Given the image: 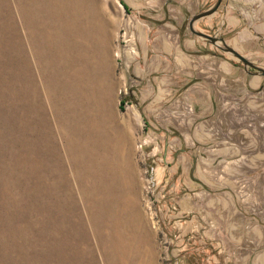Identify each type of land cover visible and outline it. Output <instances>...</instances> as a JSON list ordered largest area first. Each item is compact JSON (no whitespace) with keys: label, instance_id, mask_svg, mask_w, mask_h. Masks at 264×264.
<instances>
[{"label":"rangeland","instance_id":"obj_1","mask_svg":"<svg viewBox=\"0 0 264 264\" xmlns=\"http://www.w3.org/2000/svg\"><path fill=\"white\" fill-rule=\"evenodd\" d=\"M38 1L0 0V264H262L264 75L189 29L216 0ZM195 28L264 67V0Z\"/></svg>","mask_w":264,"mask_h":264},{"label":"water","instance_id":"obj_2","mask_svg":"<svg viewBox=\"0 0 264 264\" xmlns=\"http://www.w3.org/2000/svg\"><path fill=\"white\" fill-rule=\"evenodd\" d=\"M221 0H216L214 4L209 6L206 9L200 10L192 14V16L189 19L188 26L189 29L197 34L198 36H201L203 38H206L211 43L215 44L217 47H219L221 50L231 54L233 57H235L237 60L241 61L243 67L245 70L250 71V68H254L253 71L255 74H262L264 75V67L258 65L251 59L247 58L245 55H243L241 52H239L237 49H235L233 46L229 45L222 36H218L215 34H210L205 31L199 30L195 28V22L197 19H199L202 16L209 15L213 13L218 5L220 4Z\"/></svg>","mask_w":264,"mask_h":264},{"label":"bare ground","instance_id":"obj_3","mask_svg":"<svg viewBox=\"0 0 264 264\" xmlns=\"http://www.w3.org/2000/svg\"><path fill=\"white\" fill-rule=\"evenodd\" d=\"M37 1H38V0H37ZM38 2H39V1H38ZM52 5H54V3H53ZM44 7H45V6H44ZM50 7H51V6H50ZM53 7H54V6H53ZM56 7H57V6H56ZM29 8H30V7H29ZM72 8H73V7H72ZM35 9H36V8H35ZM44 9H45V8H44ZM75 9H76V7H75ZM86 9H87V8H86ZM90 9H91V8H90ZM25 10H27V9H25ZM29 10H30V9H29ZM87 10H88V9H87ZM58 11H59V9H58ZM58 11H57V12H58ZM90 11H91V10H90ZM47 12H48V11H47ZM59 12H60V11H59ZM76 12H79V11H76ZM76 12H74V14H75ZM87 12H88V11H87ZM91 12H92V11H91ZM30 13H31V12H30ZM53 13H54V12H53ZM94 13H96V12H94ZM48 14H49V13H48ZM89 14H90V13H89ZM38 15H39V12H38ZM59 15H60V14H59ZM76 15H77V14H76ZM90 15H92V14H90ZM40 16H41V15H40ZM63 16H64V15H63ZM96 16H97V13H96ZM42 17H43V16H42ZM46 17H47V16H46ZM64 17H65V16H64ZM75 17H76V16H75ZM77 17H78V16H77ZM77 17H76V18H77ZM90 17H91V16H90ZM90 17H89V18H90ZM71 18H72V17H71ZM73 18H74V17H73ZM33 19H34V18H33ZM91 19H92V18H91ZM91 19H90V21H91ZM94 19H95V18H94ZM101 19H102V18H101ZM39 20H40V18H39ZM44 20H45V19H44ZM48 20H49V19H48ZM65 20H66V17H65ZM77 20H79V19H77ZM87 20H88V19H87ZM80 21H82V20H80ZM84 21H85V18H84ZM88 21H89V20H88ZM95 21H96V20H95ZM97 21H98V20H97ZM99 21H100V20H99ZM32 22H33V21H32ZM40 22H41V21H40ZM42 22H43V21H42ZM59 22H60V21H59ZM74 22H75V21H74ZM93 22H94V21H93ZM100 22H101V21H100ZM54 23H55V22H54ZM61 23H62V22H61ZM70 23H72V22H70ZM89 23H90V22H89ZM94 23H95V22H94ZM29 24H30V23H29ZM47 24H48V22H47ZM75 24H76V23H75ZM96 24H97V23H96ZM89 25H90V24H89ZM70 26H71V25H70ZM74 26H75V25H74ZM92 26H93V25H92ZM93 27H94V26H93ZM38 28H39V27H38ZM60 28H61V26H60ZM65 28H66V27H65ZM73 28H74V27H73ZM73 28H72V29H73ZM70 29H71V28H70ZM81 29H82V28H81ZM39 30H40V29H39ZM46 30H47V29H46ZM57 30H58V28H57ZM61 30H62V29H61ZM37 31H38V29H37ZM54 31H56V30L54 29ZM67 31L72 32L73 30H72V31L67 30ZM76 31H77V30H76ZM93 31H94V30H93ZM40 32H41V31H40ZM62 32H63V31H62ZM73 32H74V31H73ZM44 33H45V32H44ZM49 33H50V32H49ZM53 33H54V32H53ZM65 33H66V32H65ZM74 33H75V32H74ZM36 34H38V33L36 32ZM54 34H55V33H54ZM54 34H53V35H54ZM61 34H62V33H61ZM71 34H72V33H71ZM45 35H46V34H45ZM56 35H57V34H56ZM63 35H64V34H63ZM63 35H62V36H63ZM83 35H84V34H83ZM37 36H38V35H37ZM39 36H40V33H39ZM48 36H49V35H48ZM78 36H79V35H78ZM41 37H42V36H41ZM41 37H40V38H41ZM44 37H45V36H44ZM73 37H74V36H73ZM58 38H59V37H58ZM66 38L68 39V37H66ZM38 39H39V38H38ZM43 39H44V38H43ZM47 39H48V38H47ZM52 39H53V38H52ZM54 39H55V38H54ZM75 39H76V38H75ZM79 39H80V38H79ZM55 40H57V39H55ZM60 40H61V39H60ZM63 40H64V39H63ZM51 41H52V40H51ZM61 41H62V40H61ZM61 41H60V43H62ZM73 41H75L74 38H73ZM71 42H72V41H71ZM46 43H47V42H46ZM67 43H69V41H68ZM75 43H76V41H75ZM75 43H73V44H75ZM49 44H50V43H49ZM49 44H48V45H49ZM78 44H79V43H78ZM78 44H77V45H78ZM79 45H80V44H79ZM82 45H83V44H81V46H82ZM53 46H54V44H53ZM58 46H59V45H58ZM60 46H61V44H60ZM74 46H76V45H74ZM48 47H50V46H48ZM54 47H56V46H54ZM69 47H70V44H69ZM56 48H57V47H56ZM59 48H60V47H58V49H59ZM70 48H71V47H70ZM82 48H83V47H82ZM82 48H80V49L83 50V49L86 48V47H84L83 49H82ZM61 49H62V48H61ZM71 49H75V48H71ZM78 49H79V48H78ZM87 49H88V48H86V50H87ZM49 50H50V48H49ZM54 50H56V49H54ZM66 50H67V49H66ZM75 50H76V49H75ZM46 51H47V50H46ZM51 51H53V50L51 49ZM51 51H50V53H51ZM77 51H78V50H77ZM69 52H70V51H69ZM73 52H74V50H73ZM73 52H70V53H73ZM79 52H80V51H79ZM52 53H53V52H52ZM57 53H58V52H57ZM66 53H67V55H68V51H67ZM82 53L84 54L83 51H82ZM47 54H48V52H47ZM47 54H46V55H47ZM54 54H55V53H54ZM58 55H59V54H58ZM60 55H61V54H60ZM69 55L71 56V54H69ZM74 55H76V54L74 53ZM79 55H80V54H79ZM87 55H88V54H87ZM54 56H55V55H54ZM77 56H78V55H77ZM88 56H89V55H88ZM84 57L86 58V56H84ZM76 58H77V57H76ZM79 58H80V57H79ZM70 59H71V58H70ZM70 59H69V61H70ZM86 59H87V58H86ZM67 60H68V59H67ZM61 61H62V60H61ZM65 61H66V60H65ZM69 61H67V62L69 63ZM74 61H75V59H74ZM81 61H82V60H81ZM55 62H56V61H55ZM58 62H59V61H58ZM78 62H79V61H78ZM59 63H60V62H59ZM62 63H63V62H62ZM68 63H66V64H68ZM69 64H70V63H69ZM76 64H78V63H76ZM68 66H69V65H68ZM68 66H67V67H68ZM74 66H75V65H74ZM70 67H71V66H70ZM77 69H78V68H77ZM72 70H73V69H72ZM62 71H63V70H62ZM62 71H61V72H62ZM78 71H79V70H78ZM57 72H58V71H57ZM57 72H56V73H57ZM61 72H60V73H61ZM61 74H64V73H61ZM80 74H81V73H80ZM86 74H87V73H86ZM55 75H56V74H55ZM57 75H58V74H57ZM74 76H75V74H74ZM84 76H85V75H84ZM87 76H88V75H87ZM96 76H97V75H96ZM71 77H72V76H71ZM71 77H70V78H71ZM77 78H78V77H77ZM80 78H81V77H80ZM82 78H83V77H82ZM87 78H89V77H86V79H87ZM91 78H92V77H91ZM75 79H76V78H75ZM75 79H74V80H75ZM92 79H93V78H92ZM94 79H95V78H94ZM95 80H96V79H95ZM76 81H77V80H76ZM77 82H78V81H77ZM71 83H72V82H71ZM73 83H74V82H73ZM79 83H80V82H79ZM79 83H78V85H79ZM70 85H71V84H70ZM74 85H75V84H72V86H74ZM78 85H77V86H78ZM75 86H76V85H75ZM72 89H73V91H72V90H71V91H72V93H73V92H74V88H72ZM76 91H77V90H76ZM75 93H76V92H74V94H75ZM75 120H76V119H75ZM75 123H76V121H75ZM73 124H74V123H73ZM77 126H78V124H77ZM77 126L75 125V127H77ZM73 127H74V125H73ZM73 129H74V128H73ZM86 129H88V128H86ZM74 131H75V130H74ZM78 131H79V130H78ZM74 133H75V132H74ZM86 133H87V132H86Z\"/></svg>","mask_w":264,"mask_h":264},{"label":"crops","instance_id":"obj_4","mask_svg":"<svg viewBox=\"0 0 264 264\" xmlns=\"http://www.w3.org/2000/svg\"><path fill=\"white\" fill-rule=\"evenodd\" d=\"M226 71H229V72H231L232 70L231 69H229V70H226ZM255 77H257L256 75H255ZM253 79H256V78H253ZM258 81V80H257ZM218 105H220V104H218L217 102H213L212 100H210L209 101V104H208V106L210 107V109H215V114H216V110L219 108V106ZM205 108H206V106H205ZM218 153H220V152H222L223 151V146H221V147H219L218 148ZM225 203H227L228 204V202L227 201H225ZM227 209V208H226ZM226 209H222V211H225ZM262 264H264V262H261ZM255 264H258L257 262L255 263Z\"/></svg>","mask_w":264,"mask_h":264},{"label":"flooded vegetation","instance_id":"obj_5","mask_svg":"<svg viewBox=\"0 0 264 264\" xmlns=\"http://www.w3.org/2000/svg\"><path fill=\"white\" fill-rule=\"evenodd\" d=\"M221 2H222V0H221ZM221 2H220V4H221ZM220 4H219V5H220ZM219 5H218V7H219ZM218 7L216 8V10L218 9ZM216 10H215V11H216ZM215 11H214L213 13H215ZM211 14H212V13H211ZM211 14H209V15H211ZM205 16H207V15H205ZM202 17H203V16H202ZM200 18H201V17H200ZM207 33H208V32H207ZM210 34H211V33H210ZM252 69L255 70L254 68H252Z\"/></svg>","mask_w":264,"mask_h":264}]
</instances>
